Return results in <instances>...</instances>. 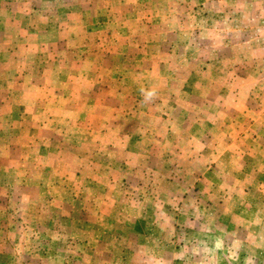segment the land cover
I'll return each mask as SVG.
<instances>
[{"label": "rangeland", "instance_id": "rangeland-1", "mask_svg": "<svg viewBox=\"0 0 264 264\" xmlns=\"http://www.w3.org/2000/svg\"><path fill=\"white\" fill-rule=\"evenodd\" d=\"M0 264H264V0H0Z\"/></svg>", "mask_w": 264, "mask_h": 264}]
</instances>
